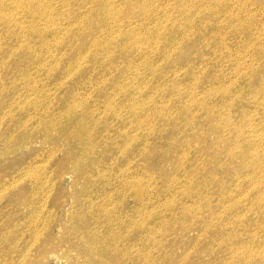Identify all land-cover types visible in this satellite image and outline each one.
Instances as JSON below:
<instances>
[{
	"label": "rangeland",
	"instance_id": "obj_1",
	"mask_svg": "<svg viewBox=\"0 0 264 264\" xmlns=\"http://www.w3.org/2000/svg\"><path fill=\"white\" fill-rule=\"evenodd\" d=\"M0 264H264V0H0Z\"/></svg>",
	"mask_w": 264,
	"mask_h": 264
},
{
	"label": "bare ground",
	"instance_id": "obj_2",
	"mask_svg": "<svg viewBox=\"0 0 264 264\" xmlns=\"http://www.w3.org/2000/svg\"><path fill=\"white\" fill-rule=\"evenodd\" d=\"M227 124L225 123V124H223L222 126H220V127H225ZM227 127V126H226ZM238 130H241V128L240 129H238Z\"/></svg>",
	"mask_w": 264,
	"mask_h": 264
}]
</instances>
